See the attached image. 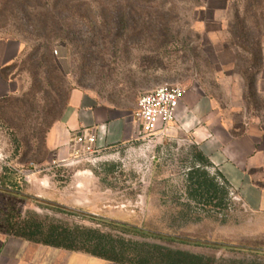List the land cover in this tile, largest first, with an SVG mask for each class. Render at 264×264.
Masks as SVG:
<instances>
[{
	"label": "rangeland",
	"instance_id": "374dc122",
	"mask_svg": "<svg viewBox=\"0 0 264 264\" xmlns=\"http://www.w3.org/2000/svg\"><path fill=\"white\" fill-rule=\"evenodd\" d=\"M0 38L25 47L9 68L10 91L0 97V185L9 174L23 194L0 191V233L9 235V215L95 228L156 256L169 249L204 262L264 264V253L239 248L264 249V211L249 209L228 188L226 208L216 212L198 190L204 171L222 178L197 156V117L106 149L74 148L64 160L46 144L73 88L131 108L156 87L179 84L209 97L234 132L253 120L264 127V0H0ZM41 45L47 48L36 50ZM41 54L51 61L40 63ZM258 68L257 96L250 97L244 77Z\"/></svg>",
	"mask_w": 264,
	"mask_h": 264
},
{
	"label": "crops",
	"instance_id": "0c3cea01",
	"mask_svg": "<svg viewBox=\"0 0 264 264\" xmlns=\"http://www.w3.org/2000/svg\"><path fill=\"white\" fill-rule=\"evenodd\" d=\"M23 49L24 44L17 39L0 38V97L9 93L14 81L3 69L15 62ZM136 108L108 104L93 92L73 88L62 119L48 131L47 147L56 158L64 160L75 148L74 137L85 129L98 134V149L132 142L140 136ZM178 116L175 124L181 127L191 116L200 120L192 133L211 167L249 209L264 211V127L253 120L245 123L242 132H234L236 125L216 114L211 99L197 90L185 91ZM101 124L106 125L105 133L98 130ZM0 264L124 263L0 233Z\"/></svg>",
	"mask_w": 264,
	"mask_h": 264
},
{
	"label": "trees",
	"instance_id": "16d2710c",
	"mask_svg": "<svg viewBox=\"0 0 264 264\" xmlns=\"http://www.w3.org/2000/svg\"><path fill=\"white\" fill-rule=\"evenodd\" d=\"M44 28H48L49 24L47 21L43 24ZM49 39V36L47 40ZM18 40V39H17ZM41 46H37L36 50L40 51ZM42 48H47L44 46ZM25 47L20 54L19 58L24 56ZM40 63L50 62L51 58H47L41 54ZM17 59V60H18ZM16 60V61H17ZM15 61V62H16ZM14 64V62H13ZM12 64L6 66L3 70L10 76L9 68ZM259 69L255 71L253 76H245L244 80L246 82L247 90L249 96H257L256 90V73ZM11 78V76H10ZM69 100V99H68ZM68 104V103H67ZM52 127V126H51ZM198 158L206 166L210 165L208 158L201 152L197 153ZM201 178L198 179V190H200L201 195L204 197L206 194L209 198L211 206L216 210V212L221 211V208H226V202L228 196V183L222 179V184L218 182L217 177L211 176L206 171L201 174ZM217 176L221 177L219 174ZM15 177L11 175H6L4 177L3 183L0 185V191L5 195L12 197L23 196L21 191L16 189L17 181ZM27 197V196H26ZM6 216V215H5ZM5 220V226H7V232L10 236H15L19 238H24L33 242H38L46 245H51L55 247H61L66 249H71L75 251H81L89 253L104 259L112 260L124 264H218L216 259H210L204 262V259L196 254H189L184 251L178 250H167V253H163L162 256H156L153 253H144L138 249L131 250V248L125 247V240L115 238L112 234L102 232L95 228L90 227H67L56 224H45L39 220H29L22 219L19 221H13L12 218L7 215L3 218ZM111 225L121 228L122 230L132 232L135 234H150L156 237H164L160 233L148 232L136 225H131L128 223H122L117 221H110ZM178 239L182 242H189L196 245L209 246L213 248H230L231 246L222 242H209L202 241L199 239H190L185 237H172ZM243 250H251L256 253H264L262 248H248L245 246H239Z\"/></svg>",
	"mask_w": 264,
	"mask_h": 264
},
{
	"label": "built area",
	"instance_id": "2783aa9c",
	"mask_svg": "<svg viewBox=\"0 0 264 264\" xmlns=\"http://www.w3.org/2000/svg\"><path fill=\"white\" fill-rule=\"evenodd\" d=\"M185 91L179 84L167 83L143 94L134 112L140 125V133L145 137H153L157 133H165L171 124L176 123L179 120L178 110ZM186 112L190 113L188 107ZM98 130L105 133L106 125H99ZM97 139L98 134L85 129L74 137L73 144L76 149H92L96 148Z\"/></svg>",
	"mask_w": 264,
	"mask_h": 264
}]
</instances>
